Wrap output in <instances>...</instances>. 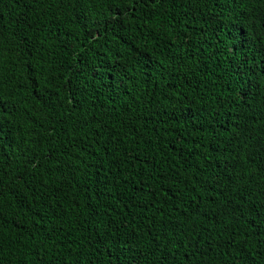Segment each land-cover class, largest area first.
<instances>
[{
  "label": "trees",
  "instance_id": "obj_1",
  "mask_svg": "<svg viewBox=\"0 0 264 264\" xmlns=\"http://www.w3.org/2000/svg\"><path fill=\"white\" fill-rule=\"evenodd\" d=\"M0 264H264V0H0Z\"/></svg>",
  "mask_w": 264,
  "mask_h": 264
}]
</instances>
